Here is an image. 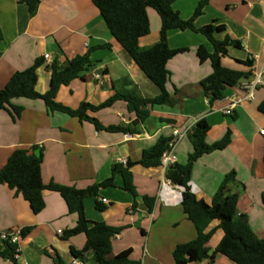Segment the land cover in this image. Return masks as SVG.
<instances>
[{"label": "crops", "instance_id": "1", "mask_svg": "<svg viewBox=\"0 0 264 264\" xmlns=\"http://www.w3.org/2000/svg\"><path fill=\"white\" fill-rule=\"evenodd\" d=\"M201 0H175L172 8L182 19H189ZM150 32L139 38V46L148 48L159 40L160 18L148 9ZM223 24L225 30L214 37L226 36L238 41L228 45L221 58L223 66L252 72L264 63V0H208L194 24ZM0 89L11 76L43 58L37 69L36 89H49L51 68L65 67L69 60L93 48L90 59L94 65L82 78L61 85L56 101L70 108L82 102L100 104L120 94H134L143 98L159 94L158 87L143 73L131 56L112 36L100 11L92 0H40L36 13L31 16L26 3L20 0H0ZM170 48L186 47L167 63L170 72L166 88L171 103L140 106L148 110L144 120H138L124 99L96 112L87 111L103 125L130 126L132 131L97 129L89 120H80L60 111H49L42 99L15 98L12 103L22 107L16 119L8 109L0 108V167L17 148L36 147L42 153L41 176L44 183L86 188L111 176L115 163L133 162L130 170L138 193L134 197L122 188L123 179L115 176L114 186L101 188L98 196L84 199V215L90 222H105L122 230L112 239L115 255L131 249V258L141 264H174L173 250L177 244L193 240L197 235L181 204L183 188L166 178L161 165L145 167L137 162L144 149L158 137H170L172 129L193 127L204 118L210 128L206 141L219 140L227 130L230 142L220 150L203 154L192 167L190 188L198 199L211 204L227 174L230 193L238 196L236 209L243 214L258 237H264V114L258 104L264 100V86L258 87L253 100H243L231 115L223 113L228 104L225 97L243 96L239 83L224 91L221 100L210 104L204 95L201 79L212 72L210 61L200 62L197 48L204 45L210 52L211 43L201 33L190 29H173L168 33ZM109 44V46H103ZM49 53L50 58L44 59ZM246 61L250 65L246 66ZM95 74H98L97 78ZM245 79V78H244ZM191 131L178 143V163H186L193 151ZM45 206L34 213L23 196L6 184L0 183V234L15 230H29L17 240L18 264H54L59 256L66 264H97L87 255L85 261L74 258L71 247L82 249L83 233L64 238L65 230L72 228L77 215L69 212L63 197L55 191L42 192ZM154 200L148 210L143 197ZM104 197L105 208H96V201ZM219 221L210 223L214 229L208 242L209 255L223 237ZM59 231H61L59 233ZM3 239L0 236V244ZM0 264H14L0 256ZM187 264H237L223 254Z\"/></svg>", "mask_w": 264, "mask_h": 264}, {"label": "trees", "instance_id": "2", "mask_svg": "<svg viewBox=\"0 0 264 264\" xmlns=\"http://www.w3.org/2000/svg\"><path fill=\"white\" fill-rule=\"evenodd\" d=\"M174 1L92 0L112 36L131 56L143 73L158 87V95L143 98L134 94L116 93L103 103L94 105L82 102L77 108H70L56 101V93L61 85H66L75 78H82L94 65V61L90 59L93 48H90L85 53L70 59L63 68H58L52 63L50 65L49 89L45 93H40L36 89L37 69L43 63V58H38L29 67L16 71L5 87L0 89V108L8 109L16 119L19 117L22 107L13 104V99L20 97L39 98L44 101L49 111H60L78 117L80 120H89L97 129L131 132L130 126H105L96 117L88 115L87 111L96 112L110 106L117 99H124L128 103L129 110L134 111L138 120L142 121L148 116L149 111L141 109L140 106L171 103V96L166 88L170 76L167 63L175 55L187 50L186 47H169L168 33L173 29H190L201 33L211 43L213 47L211 52L204 45L197 48L196 53L200 62L210 61L212 67V72L201 79L200 84L210 104L221 100L227 88L236 86L240 79L250 75V72L233 70L221 63V58L227 54V46L237 45L238 41L228 36L222 40L214 37L216 33L225 30L223 24L209 23L201 27L195 26L194 21L202 14L208 0L199 1L189 19H182L179 13L172 8ZM20 2L26 3L29 14L33 16L40 0H20ZM149 8L154 9L160 18V36L157 42L143 49L139 46V38L150 32ZM2 37L0 29V40ZM103 46H109V44H104L101 47ZM243 64L249 66L250 61ZM258 109L264 114V100L258 104ZM209 128L210 126L204 118L197 120L190 133L193 151L188 155L187 162L184 164L174 163L168 166L165 172L166 178L183 188L181 204L187 218L192 221L197 230V235L193 240L175 246L172 253L174 264H187L192 260H203L213 257L217 253L225 255L237 264H264V237H258L248 225L246 217L243 214H238L236 209L238 196L230 193L227 188V180L232 174H227L224 177L211 204L198 199L191 191L190 178L194 162L205 153L225 148L230 142L231 133L227 130L219 140L208 143L206 135ZM169 140L170 137H158L153 145L143 150L137 163L145 167L159 165L162 153L168 148ZM41 164L42 153L36 152L35 146L17 148L9 156L6 164L0 167V183L8 185L21 194L36 214L41 212L45 206L43 190L50 189L63 197L69 212L77 215L76 224L65 230L63 237L68 238L80 233L86 237L82 249L71 247L70 251L74 258L85 261L87 255H91L97 264H141L140 261L131 258V249H125L113 256L111 255L112 239L115 234L122 230V227H115L105 222H90L84 215V199L98 196L101 188L114 186V179L117 174L122 176V188L134 197L138 196L130 170L134 163L129 160L125 163H115L111 167L110 177L86 188L61 185L52 181L44 183L41 176ZM143 199L148 210H151L154 200L146 196ZM261 199L264 204V193ZM95 205L98 209L105 208L101 201H96ZM214 220L219 221L218 227L223 230L224 234L215 250L209 255L208 242L214 229L207 230V228ZM27 230L29 227L21 230V234H25ZM17 254V243L12 242L10 238L3 239L0 244V256L18 264ZM54 264L66 263L59 256H56Z\"/></svg>", "mask_w": 264, "mask_h": 264}, {"label": "built area", "instance_id": "3", "mask_svg": "<svg viewBox=\"0 0 264 264\" xmlns=\"http://www.w3.org/2000/svg\"><path fill=\"white\" fill-rule=\"evenodd\" d=\"M44 59H49L50 54L45 53ZM98 78L99 75L95 74ZM240 88L244 91L243 96L238 95H230L225 97L227 99L228 104L222 109L223 113L226 115H231L233 113L234 108L239 105L243 100H253L255 97V91L258 87L264 86V63L258 67L254 68L251 74L240 81ZM192 130V127H186L183 129L173 128L170 140L168 142V148L162 153L160 158V164L167 169L168 166L177 163L178 157L176 153V147L178 143ZM259 133L264 136V128L259 129ZM100 201L104 204L108 203V200L104 197L100 199ZM61 231H59L60 233ZM21 235V229L15 230L10 234H0L2 239L10 238L12 242L16 243L17 238Z\"/></svg>", "mask_w": 264, "mask_h": 264}]
</instances>
